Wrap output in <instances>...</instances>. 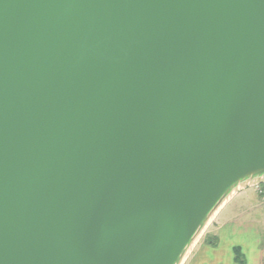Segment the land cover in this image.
I'll list each match as a JSON object with an SVG mask.
<instances>
[{
    "label": "water",
    "instance_id": "water-1",
    "mask_svg": "<svg viewBox=\"0 0 264 264\" xmlns=\"http://www.w3.org/2000/svg\"><path fill=\"white\" fill-rule=\"evenodd\" d=\"M264 182V0H0V264H184Z\"/></svg>",
    "mask_w": 264,
    "mask_h": 264
},
{
    "label": "crops",
    "instance_id": "crops-1",
    "mask_svg": "<svg viewBox=\"0 0 264 264\" xmlns=\"http://www.w3.org/2000/svg\"><path fill=\"white\" fill-rule=\"evenodd\" d=\"M253 188L221 209L184 264H264V203Z\"/></svg>",
    "mask_w": 264,
    "mask_h": 264
},
{
    "label": "built area",
    "instance_id": "built-area-1",
    "mask_svg": "<svg viewBox=\"0 0 264 264\" xmlns=\"http://www.w3.org/2000/svg\"><path fill=\"white\" fill-rule=\"evenodd\" d=\"M255 187L258 189L261 197V201L264 203V182L255 185Z\"/></svg>",
    "mask_w": 264,
    "mask_h": 264
},
{
    "label": "rangeland",
    "instance_id": "rangeland-1",
    "mask_svg": "<svg viewBox=\"0 0 264 264\" xmlns=\"http://www.w3.org/2000/svg\"><path fill=\"white\" fill-rule=\"evenodd\" d=\"M253 187H254V186L247 187V188H245V190L248 189L247 191H252V190L254 189ZM206 231H207V230H206ZM205 233H206V232H205ZM205 233H204V235H205ZM204 235H203V237H204ZM203 237H202V238H203Z\"/></svg>",
    "mask_w": 264,
    "mask_h": 264
}]
</instances>
